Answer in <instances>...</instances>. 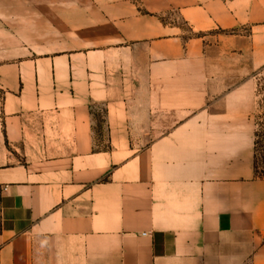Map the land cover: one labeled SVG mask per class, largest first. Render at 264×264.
I'll return each instance as SVG.
<instances>
[{"label": "crops", "instance_id": "1", "mask_svg": "<svg viewBox=\"0 0 264 264\" xmlns=\"http://www.w3.org/2000/svg\"><path fill=\"white\" fill-rule=\"evenodd\" d=\"M262 67L264 0H0V264H264Z\"/></svg>", "mask_w": 264, "mask_h": 264}, {"label": "rangeland", "instance_id": "2", "mask_svg": "<svg viewBox=\"0 0 264 264\" xmlns=\"http://www.w3.org/2000/svg\"><path fill=\"white\" fill-rule=\"evenodd\" d=\"M261 79H264V67L258 69L251 81L253 83V93H254V109H253V113H252V124H253V128H256V121H257V115H261L262 113H264V99L261 100V96H255V89L257 88V86H261L264 85V83L261 82ZM99 112V110H98ZM100 113V112H99ZM146 127V126H143ZM151 135V133H147L145 131H137L134 132L132 134V139H131V144H133V146L136 149H140L143 147V145L147 144L149 136ZM105 138L101 137L100 139L97 140V144L103 148L106 145V142L104 140Z\"/></svg>", "mask_w": 264, "mask_h": 264}, {"label": "trees", "instance_id": "3", "mask_svg": "<svg viewBox=\"0 0 264 264\" xmlns=\"http://www.w3.org/2000/svg\"><path fill=\"white\" fill-rule=\"evenodd\" d=\"M264 83V79H261ZM255 96H261L264 99V85L257 86ZM256 128L254 129L253 140V165L257 177L264 179V113L257 115ZM99 121V119H97ZM99 134V133H97ZM107 147H103L106 149Z\"/></svg>", "mask_w": 264, "mask_h": 264}]
</instances>
